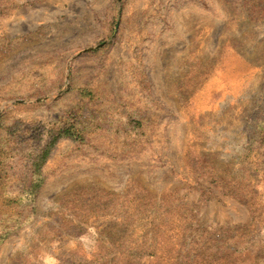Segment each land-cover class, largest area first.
Wrapping results in <instances>:
<instances>
[{"label":"rangeland","instance_id":"1","mask_svg":"<svg viewBox=\"0 0 264 264\" xmlns=\"http://www.w3.org/2000/svg\"><path fill=\"white\" fill-rule=\"evenodd\" d=\"M178 254L264 264V0H0V264Z\"/></svg>","mask_w":264,"mask_h":264},{"label":"trees","instance_id":"2","mask_svg":"<svg viewBox=\"0 0 264 264\" xmlns=\"http://www.w3.org/2000/svg\"><path fill=\"white\" fill-rule=\"evenodd\" d=\"M60 135H58V136H56V137H54V139H52V141H51V143L48 145V147H46L42 152H41V154L38 156V158H37V160H35L34 161V167H35V169L36 170H39L40 168H41V166L46 162V160H47V157H48V155H49V150H50V147L51 146H53L54 144H55V142L57 141V138L59 137ZM129 252H130V250H129ZM173 252V251H172ZM182 254H183V252H182ZM135 257V254L131 251L130 253H129V255H128V257ZM175 256V255H174ZM181 256V254H178L177 256H175V257H171V259L172 260H174L175 262L174 263H170V264H180L179 262H176L177 260H178V258ZM196 256H198V255H196ZM127 262H129V261H127ZM126 262V264H128ZM135 263V262H134ZM134 263H131V264H134ZM135 264H137V263H135ZM165 264H169L168 262L167 263H165ZM186 264H190V263H188V261H186Z\"/></svg>","mask_w":264,"mask_h":264}]
</instances>
